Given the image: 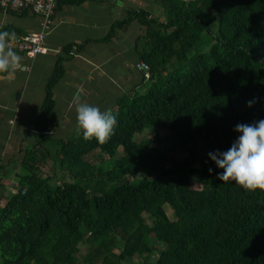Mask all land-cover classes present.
<instances>
[{"label":"trees","instance_id":"16d2710c","mask_svg":"<svg viewBox=\"0 0 264 264\" xmlns=\"http://www.w3.org/2000/svg\"><path fill=\"white\" fill-rule=\"evenodd\" d=\"M160 2L163 21L132 11L105 39L140 22L151 82L111 110L118 124L106 143L54 137L62 67L49 80L36 143L0 212V264H264V191L218 180L207 155L231 146L237 124L264 119V0ZM19 13L29 15L10 14ZM148 129L164 145L155 154L136 139Z\"/></svg>","mask_w":264,"mask_h":264},{"label":"crops","instance_id":"0c3cea01","mask_svg":"<svg viewBox=\"0 0 264 264\" xmlns=\"http://www.w3.org/2000/svg\"><path fill=\"white\" fill-rule=\"evenodd\" d=\"M140 10L152 18H165L160 0L61 3L46 39L47 53L30 58L16 52L27 70L0 73V212L19 188L22 162L36 143L33 130L41 116L46 87L58 67L63 75L53 90L59 121L53 135L59 139L80 133L76 128V97L102 112L111 111L125 96L150 87L138 50L142 24L133 21L105 41L115 24ZM8 26L23 35L39 31L42 20L31 14L13 16L0 9L1 31ZM71 45L74 48L67 51Z\"/></svg>","mask_w":264,"mask_h":264},{"label":"clouds","instance_id":"9594fccd","mask_svg":"<svg viewBox=\"0 0 264 264\" xmlns=\"http://www.w3.org/2000/svg\"><path fill=\"white\" fill-rule=\"evenodd\" d=\"M14 35L0 31V73L21 67L20 56L6 42ZM75 102L77 131L82 132L85 140L95 138L100 144L106 143L118 124L116 116L110 110L102 112L99 107L81 103L79 97ZM247 104L251 107L253 101ZM234 130L238 136L226 151L207 154L216 167L223 170L216 173L217 179L234 181L246 191H264V119L237 124Z\"/></svg>","mask_w":264,"mask_h":264},{"label":"built area","instance_id":"2783aa9c","mask_svg":"<svg viewBox=\"0 0 264 264\" xmlns=\"http://www.w3.org/2000/svg\"><path fill=\"white\" fill-rule=\"evenodd\" d=\"M59 1L60 0H0V9L7 14L26 11L31 15L40 17L42 20V27L39 31H33L23 35L11 32L15 35L12 39L6 41L8 47L30 58L47 53L46 39L54 26ZM143 67L147 70L145 77L149 79L150 68L145 64H143ZM17 70H27V67L21 66L17 68Z\"/></svg>","mask_w":264,"mask_h":264},{"label":"rangeland","instance_id":"374dc122","mask_svg":"<svg viewBox=\"0 0 264 264\" xmlns=\"http://www.w3.org/2000/svg\"><path fill=\"white\" fill-rule=\"evenodd\" d=\"M156 134H158L160 136V138H165L167 136H170V133L164 131L163 129H160L159 131H157ZM154 137H155V132L152 129H148L142 135H139L136 139H138L139 142H141V141L144 142V143L145 142H149V144L147 145V149L150 150V151H153L154 149L163 150V148H164L163 143L162 142H158L156 140H153ZM153 153H154V151H153ZM124 154H125V152L121 148L119 153H118V157H122ZM170 154L173 157L178 158V159H183L186 156V153L183 150H181V149H179L177 147H172L171 150H170ZM90 159H91V157H90ZM102 161H103V164L105 166L111 167L113 165V160L110 159L108 156H104ZM22 173L24 174V171ZM138 176L139 175H136V177H138ZM132 178L133 177H130V179H132ZM166 210H167L168 215L171 216L172 215L171 209L169 207H166ZM146 218L148 219L149 217L146 215ZM148 221L150 223L152 222V220H150V219ZM150 241L153 242L154 239L151 238ZM88 252H89L88 246L85 245V244H81V257L85 256L86 254H88Z\"/></svg>","mask_w":264,"mask_h":264}]
</instances>
